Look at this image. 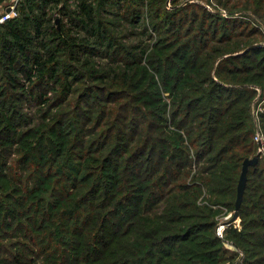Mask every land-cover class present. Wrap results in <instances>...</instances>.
Here are the masks:
<instances>
[{
  "label": "trees",
  "instance_id": "16d2710c",
  "mask_svg": "<svg viewBox=\"0 0 264 264\" xmlns=\"http://www.w3.org/2000/svg\"><path fill=\"white\" fill-rule=\"evenodd\" d=\"M203 1L0 23V264H264V154L217 235L264 136V0Z\"/></svg>",
  "mask_w": 264,
  "mask_h": 264
},
{
  "label": "built area",
  "instance_id": "2783aa9c",
  "mask_svg": "<svg viewBox=\"0 0 264 264\" xmlns=\"http://www.w3.org/2000/svg\"><path fill=\"white\" fill-rule=\"evenodd\" d=\"M18 1L19 0H11V3H10V5H8L6 11H4L3 13H0V23H3L9 19H12L18 15V11H17ZM208 7H209V5H208ZM224 14H227V12H224ZM256 119H257V117H256ZM256 140L258 142L259 141L262 142V147H259V151H260V153L264 154V136L260 130L257 131ZM229 215L232 216L231 213ZM225 228H226V223L220 222L218 227H217V235L219 237L224 238ZM228 244L227 245L230 248L238 250L232 244H230V243H228ZM239 255H240V264H244L243 259L241 258L243 256V252L240 250H239Z\"/></svg>",
  "mask_w": 264,
  "mask_h": 264
},
{
  "label": "water",
  "instance_id": "95a60500",
  "mask_svg": "<svg viewBox=\"0 0 264 264\" xmlns=\"http://www.w3.org/2000/svg\"><path fill=\"white\" fill-rule=\"evenodd\" d=\"M56 22L58 25H60V19L59 18L56 20ZM257 45L258 44H254L251 47H255ZM258 145H259V147H262V142L259 141ZM259 158H260V151L254 157L246 158L243 162L242 171H241V175H240V179H239V183H238V188H237V199H236V207H235L233 220L236 219L239 215V209H240V206L242 204V200L244 197V192H245L246 184H247V180H248L249 167L255 165L259 161Z\"/></svg>",
  "mask_w": 264,
  "mask_h": 264
},
{
  "label": "rangeland",
  "instance_id": "374dc122",
  "mask_svg": "<svg viewBox=\"0 0 264 264\" xmlns=\"http://www.w3.org/2000/svg\"><path fill=\"white\" fill-rule=\"evenodd\" d=\"M191 1H195V0H191ZM196 1H199V2H201V3H204V4H206V5H209L208 3H207V1H203V0H196ZM170 4V3H169ZM212 7L213 6H211V4L209 5V8H211L212 9ZM222 12L224 13V12H226V10H222ZM256 44H259V45H261L262 43H256ZM259 93H261V89H259ZM262 102H260L259 104H257L255 107H254V109H253V112H254V115H255V117H259V113L262 111V110H264V99H262L261 100ZM258 154V153H257ZM235 212V211H234ZM233 214V212H229V213H227V214H224L223 216H222V218H221V223L223 222V223H226V226L230 223V221H231V219L233 218V217H231L229 214ZM233 216H234V214H233ZM233 220V219H232ZM226 229V228H225ZM227 244H228V242H227ZM229 245V244H228ZM239 258H240V255H239ZM242 259H243V256L241 257ZM239 263H240V259H239ZM224 264H229V262H225ZM245 264V263H244Z\"/></svg>",
  "mask_w": 264,
  "mask_h": 264
}]
</instances>
